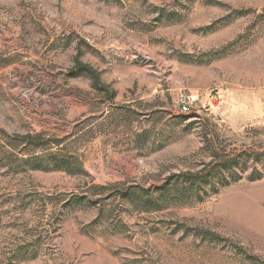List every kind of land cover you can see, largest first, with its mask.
I'll return each instance as SVG.
<instances>
[{"label":"rangeland","instance_id":"obj_1","mask_svg":"<svg viewBox=\"0 0 264 264\" xmlns=\"http://www.w3.org/2000/svg\"><path fill=\"white\" fill-rule=\"evenodd\" d=\"M0 264H264V0H0Z\"/></svg>","mask_w":264,"mask_h":264},{"label":"trees","instance_id":"obj_2","mask_svg":"<svg viewBox=\"0 0 264 264\" xmlns=\"http://www.w3.org/2000/svg\"><path fill=\"white\" fill-rule=\"evenodd\" d=\"M71 71L72 77L74 78L87 76L94 82L95 87H104L99 74L90 66L81 63L79 60L75 61V65ZM24 139L29 145L35 148H40L46 143L40 136H25ZM55 145L58 146L59 143ZM234 153L230 151L227 152L224 148H212V150H210V161L206 166L194 172L187 171L178 174L174 177L173 183L168 184V190L166 191L158 189L154 194L147 191L144 198L145 201H151L155 207H160L163 203L184 201V199L186 200L188 197L201 200L202 196L200 189L201 185L205 183L210 184V187L213 189L214 193H216L218 189L228 181V178L222 176L223 173L227 172L234 163H237V160H241L243 154H245V152H240V155L238 152ZM259 178L260 176L255 179ZM121 198L126 199L127 196L121 194Z\"/></svg>","mask_w":264,"mask_h":264},{"label":"built area","instance_id":"obj_3","mask_svg":"<svg viewBox=\"0 0 264 264\" xmlns=\"http://www.w3.org/2000/svg\"><path fill=\"white\" fill-rule=\"evenodd\" d=\"M188 111H189V108H188L186 102H184V103L182 104V106H181V112H182V113H186V112H188Z\"/></svg>","mask_w":264,"mask_h":264}]
</instances>
